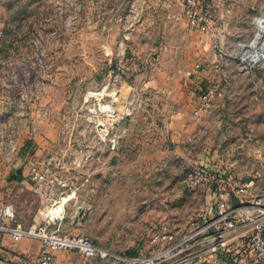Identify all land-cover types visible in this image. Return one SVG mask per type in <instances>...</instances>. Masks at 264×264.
Returning a JSON list of instances; mask_svg holds the SVG:
<instances>
[{"label":"rangeland","instance_id":"rangeland-1","mask_svg":"<svg viewBox=\"0 0 264 264\" xmlns=\"http://www.w3.org/2000/svg\"><path fill=\"white\" fill-rule=\"evenodd\" d=\"M205 1L213 20L207 32L188 26L181 0H0V92L10 101L0 115L12 124L7 131L20 128V118L37 116L36 108L48 109L50 117L38 122L33 140L41 136V154L71 162L76 192L66 214L75 218L78 232L111 250L147 254L150 236L164 227L177 239L191 221L209 224L216 216L217 198L183 183L193 166L185 157H172L167 165L147 157V140L162 136L157 127L167 119L162 96L168 75L179 86V78L204 69L206 83H182L194 86V93L210 85L224 97L249 93L251 114L264 110V91L255 85L264 81V64L255 79L242 67L264 0ZM231 103L241 111V100ZM104 104L113 109L109 115ZM3 141L0 188L12 181L16 188L19 167L6 161ZM114 170L123 188L140 189L109 198L112 206L105 209L94 179ZM196 262L191 264H220Z\"/></svg>","mask_w":264,"mask_h":264},{"label":"built area","instance_id":"built-area-1","mask_svg":"<svg viewBox=\"0 0 264 264\" xmlns=\"http://www.w3.org/2000/svg\"><path fill=\"white\" fill-rule=\"evenodd\" d=\"M181 2L188 26L207 32L213 21L208 3L205 0ZM254 27L255 33L247 43V54L242 64L253 79L256 78L255 70L264 64V16L255 19ZM255 85L258 91H264V81L258 79ZM223 95L224 91L219 86H206L199 94L194 113L207 110L214 100ZM103 111L109 115L113 109L104 104ZM18 113L24 115L22 111ZM36 115L20 118L19 122L23 123L21 126L17 124L20 128L12 127L10 131H7V127L11 122L0 115V137L4 138L5 159L14 162L20 150L28 156L27 177L44 212L39 221L24 222L17 219L13 203L4 202L0 206V233H7L14 240L29 236L41 242L37 256L26 264H53L57 251H77L85 264H191L210 259L219 260L220 264L233 261L234 264H264V194L256 193L251 181L229 184L227 188L215 190L216 216L212 222L199 224L191 221L189 232L177 239L164 227L150 236L151 250L147 254L111 250L82 232L64 230L62 221L67 216L66 208L76 192L71 179L74 174H68L71 162L63 155L35 154L33 139L38 133V122L50 117L48 109L41 106L36 108ZM100 129L104 130L102 127ZM25 136L23 143L21 139ZM218 179L213 170L202 164H194L186 170L183 183L193 189L203 185L213 186ZM262 184L264 186V180ZM233 196L237 203H233ZM209 227L213 231L205 233ZM191 249L194 251L190 252Z\"/></svg>","mask_w":264,"mask_h":264},{"label":"crops","instance_id":"crops-1","mask_svg":"<svg viewBox=\"0 0 264 264\" xmlns=\"http://www.w3.org/2000/svg\"><path fill=\"white\" fill-rule=\"evenodd\" d=\"M262 10L264 11V7ZM1 13L0 4V28ZM253 20L254 18H252V23ZM196 72H193V78L187 79L186 76V79L179 78L178 84L181 87L176 86L175 79L168 75V79L171 80L165 81L164 85L167 87L162 96L167 119L163 125L157 127V131L162 136L151 135L147 140L146 144L149 147L147 157H151L154 164L167 165L171 164L172 157L181 155L185 157L184 162L190 165L202 164L213 170L219 179L213 186L201 187L207 196L216 197L217 191L215 190L227 188L229 184L237 185L247 181L254 184L253 190L256 193L264 194L262 184L264 180V110L251 114L246 107L251 98L247 93L242 96L230 94L223 96L224 98H217L207 110L195 114L194 110L198 105L200 93H194L191 89L194 86L190 87V83L184 85L182 82L183 79L187 82L191 80L195 83L192 85L198 87L200 83L204 84L208 81L204 79L206 75L204 69ZM7 99L0 92L1 110L7 109L10 102ZM240 100L242 109L238 112L231 102ZM36 141H34V152L41 154L44 142L41 141L39 135ZM15 165L19 167L17 178L21 181L16 188H14L13 181L12 184L0 188V206L4 202H11L16 207L17 219L24 222L39 221L44 216V212L38 198L31 190L32 185L27 177L28 159L25 153L17 156ZM95 182L98 183L100 200L103 201L105 209L112 206L108 201L109 198L122 195V191H125L124 195H129L133 189L135 191L140 189L138 185H130L131 187L126 185L123 188L121 174L116 170L108 175L99 174L94 179ZM90 189L91 186L88 187V190ZM62 228L76 232L79 230L72 215L66 216L62 221ZM40 249L41 242L38 238L26 236L14 240L9 234L0 233V264H26L37 256ZM53 264H85V262L77 251H57Z\"/></svg>","mask_w":264,"mask_h":264},{"label":"trees","instance_id":"trees-1","mask_svg":"<svg viewBox=\"0 0 264 264\" xmlns=\"http://www.w3.org/2000/svg\"><path fill=\"white\" fill-rule=\"evenodd\" d=\"M232 200L237 203V199L235 197L232 198ZM132 254H136V252L132 253Z\"/></svg>","mask_w":264,"mask_h":264}]
</instances>
